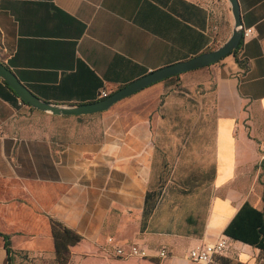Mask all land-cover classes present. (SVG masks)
I'll return each instance as SVG.
<instances>
[{"label": "crops", "instance_id": "crops-1", "mask_svg": "<svg viewBox=\"0 0 264 264\" xmlns=\"http://www.w3.org/2000/svg\"><path fill=\"white\" fill-rule=\"evenodd\" d=\"M225 1L0 0V61L48 102H92L102 89L114 92L222 44L233 25ZM238 3L243 26L255 35L235 53L118 101L130 106L152 93L158 102L151 117L138 105L84 121L37 109L33 118L0 77V233L11 244L10 260L0 234V264H34L29 259L37 257L39 264H194L189 248L222 236L245 201L263 210L248 200V186L264 164V0ZM202 74L212 88L200 87ZM193 108L208 131L211 148L202 150L212 154L213 176L198 231L163 221L166 190L156 184L159 167L184 164L189 153L197 162L200 146L186 141L189 133L161 142L155 120L168 127ZM43 112L48 120L41 122ZM231 241L243 245L241 258L262 252ZM131 243L149 255L115 254L114 246ZM109 250L118 259L105 261Z\"/></svg>", "mask_w": 264, "mask_h": 264}, {"label": "rangeland", "instance_id": "rangeland-1", "mask_svg": "<svg viewBox=\"0 0 264 264\" xmlns=\"http://www.w3.org/2000/svg\"><path fill=\"white\" fill-rule=\"evenodd\" d=\"M221 2L220 5H218V11L223 12L225 3L224 1ZM199 78L198 83H200V87L202 86L204 89L212 88V79H208L204 74L199 76ZM204 85L208 87H204ZM142 95L141 97L134 98L130 106H124V100L112 105L111 109L113 111L116 109L124 110L126 108L134 109V107L140 105L141 109L146 110H144L145 112L151 113V117L155 112L154 109L158 101L152 93L145 92ZM25 110L30 111L29 116L35 118L33 114L35 111L34 108H26ZM41 115V117L38 116L37 120H39V118L41 122L48 120L44 112ZM198 115L199 113L193 108L187 110L186 114L182 115L180 122L177 121L175 117L169 119L170 124L168 127L166 125H161L157 120H155L154 125L161 142L170 143L175 141L174 135L177 132L179 135L189 133L186 137V141L193 144L199 143L200 151L198 152L197 162L194 161L190 153L187 156V160L184 161V164L182 162V164L176 165L173 161H169L163 169L159 167L158 176L161 180L156 182L159 187L161 185V188L166 190V195L162 198L163 203L159 211V215L163 218V221L166 224L174 225L178 229H182L186 224L197 231L201 230L204 224V214L207 212L208 201L212 196L211 190L213 181L211 167L212 154L209 150H202L204 146H209L211 148V142L207 135L208 131L205 129L206 127L204 126L203 120ZM93 118L94 117L89 114L79 115L77 117L80 121L92 120ZM262 122L264 124V120ZM250 178L248 200L264 210V164L260 167L258 165L255 166L250 173ZM63 233H66V231L64 230ZM236 243L238 246H235L234 241H231L230 247L223 253L215 255L213 261L209 264H264V252H260L258 255L251 254L247 258H241L240 253L243 251V245L239 244L238 241H236ZM104 252L108 255V259H104L105 261L110 262L113 259H118L112 250ZM25 260H28L27 257ZM29 260L34 264L40 263L39 257Z\"/></svg>", "mask_w": 264, "mask_h": 264}, {"label": "water", "instance_id": "water-1", "mask_svg": "<svg viewBox=\"0 0 264 264\" xmlns=\"http://www.w3.org/2000/svg\"><path fill=\"white\" fill-rule=\"evenodd\" d=\"M239 0H227L228 7L233 16L232 32L226 40L214 49L206 50L198 55H194L186 60L177 61L166 66H161L155 70L145 73L135 81L128 82L116 91H112L108 96L96 99L92 102L77 103L74 105H61L48 102L30 91L28 86L23 84L14 71L5 63L0 61V77L5 80L14 92L23 99L31 108L45 111L46 113L62 116H82L103 112L115 105L124 97L131 96L144 87L155 82L164 80L171 76L180 75L192 69H199L210 64H214L234 51L241 41L243 35V24L239 8Z\"/></svg>", "mask_w": 264, "mask_h": 264}, {"label": "built area", "instance_id": "built-area-1", "mask_svg": "<svg viewBox=\"0 0 264 264\" xmlns=\"http://www.w3.org/2000/svg\"><path fill=\"white\" fill-rule=\"evenodd\" d=\"M255 35V30L253 27L243 26V35H241L240 44H246L253 36ZM111 92L107 89H102L99 92L98 99H101L105 96H108ZM19 104L25 105L26 102L19 97ZM261 153L260 159H264V139L259 142ZM113 239L109 238V242H112ZM231 245V239L224 237L223 235L217 238L214 242L206 243L202 242L199 245H196L188 250V258L194 264H209L213 261L214 256L223 253ZM114 251L117 256L127 260L134 257H147L149 254L146 249L142 248L137 243H131L127 246L117 245L114 246ZM160 256L165 255V250L162 249L159 252Z\"/></svg>", "mask_w": 264, "mask_h": 264}, {"label": "trees", "instance_id": "trees-1", "mask_svg": "<svg viewBox=\"0 0 264 264\" xmlns=\"http://www.w3.org/2000/svg\"><path fill=\"white\" fill-rule=\"evenodd\" d=\"M237 48L231 53H235V51H237ZM66 233L68 232L66 231ZM222 234L224 237L228 239L239 240V242L241 243L243 242L246 244H250L258 248L260 251L264 252V211L257 209L255 206L251 205L248 201H245L238 208L237 212L232 216L231 220L228 222L225 229L222 230ZM2 235L4 236L5 245L7 247V251L10 255V260H11V246H10L11 244H10L9 236L6 234H2ZM57 258L61 259L60 255H57ZM145 258L146 257L144 258L134 257V258H129L127 260H133V259L142 260Z\"/></svg>", "mask_w": 264, "mask_h": 264}]
</instances>
